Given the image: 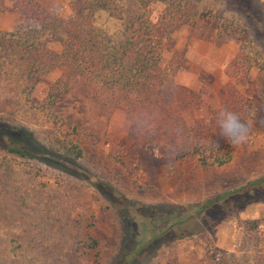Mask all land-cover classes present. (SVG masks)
I'll use <instances>...</instances> for the list:
<instances>
[{
	"label": "rangeland",
	"instance_id": "rangeland-1",
	"mask_svg": "<svg viewBox=\"0 0 264 264\" xmlns=\"http://www.w3.org/2000/svg\"><path fill=\"white\" fill-rule=\"evenodd\" d=\"M16 1L0 0V122L25 127L41 141L51 132L81 139L85 159L79 168L61 163L79 172L67 173L8 153V138L0 132V264H111L130 231L127 209L134 215L157 207L148 227L135 217L145 242L152 236L149 226L161 232L264 177V0H102L106 9L88 16L91 37L107 55L139 39L159 41L150 64L164 102L173 100L177 87L203 90L218 117L227 93L230 111L248 125V142L232 144L216 120L209 150L230 159L208 168L193 159L178 161L174 136H146L128 148L125 111L117 109L107 120L79 77H71L67 93L47 112L44 99L61 73H39L42 51L60 52L87 19L71 10L72 0H35L43 17L29 20ZM142 82L134 81L141 88ZM238 94L245 103L236 111L231 103ZM238 200L188 222L200 234L166 243L157 253L154 245L134 264H264V233L240 228L260 220L264 232V201L238 212L245 198ZM165 212L169 218L157 219ZM86 232L101 243L97 258L79 246Z\"/></svg>",
	"mask_w": 264,
	"mask_h": 264
},
{
	"label": "trees",
	"instance_id": "trees-1",
	"mask_svg": "<svg viewBox=\"0 0 264 264\" xmlns=\"http://www.w3.org/2000/svg\"><path fill=\"white\" fill-rule=\"evenodd\" d=\"M16 5L23 18L38 20L43 17V9L35 0H17ZM106 7V2L102 0L96 2L72 0L71 10L85 16L86 28L82 33L74 31L63 44L60 52L49 49L42 51L43 57L40 61L42 66L39 73L41 75H48L54 71L61 73L59 79L50 87L44 99L43 108L51 113L58 98L67 93L71 77L76 76L92 88L91 103L107 120L117 109L125 111L130 121L126 138L128 148L146 136H174L179 141L176 154L178 161L193 159L202 168L225 165L230 158L226 159L225 156L209 150L215 137L217 117L208 102L207 93L181 86L177 87L171 102H164L158 71L150 64L152 55L159 48V41L155 40L154 36L139 39L126 46H119L117 51L109 55L102 47L96 45L91 37L94 35V28L92 23H88V16L95 10L106 9ZM250 68L249 63L244 71L245 78L248 77ZM140 80L143 81L142 88L138 86V83H134ZM242 103H245V98L238 94L231 106L239 111ZM229 105L226 93L222 109L230 111ZM197 113L199 116L196 115ZM0 132L8 138L6 142H3V148L8 153L21 158L39 160L67 173L78 175L79 172L61 163L67 162L79 168L78 165H81L82 160L85 159L82 140L75 137L69 138L51 132L46 141H41L33 131L6 122H0ZM257 192H262V196L254 198ZM240 196L245 200L237 210L238 212H243L251 204L263 202L264 177L208 201L197 215H190L174 222L161 232L149 226L152 236L145 242L140 239L138 227L134 226L135 217H142L144 223H141L142 226L148 227L147 225H150L148 218H155L157 207L151 206L147 213L138 210L134 215L127 209L126 217L129 220L130 231L127 230L126 239L111 264H134L135 260L149 249L151 250L154 245H157V247L154 246L157 253L166 243L200 234L198 225L196 223L188 225V222L191 220L197 222L196 219L221 202L229 207H235L241 203L238 200ZM169 216L170 213L165 212L157 219L169 218ZM261 226H263L262 221L250 220L241 222L240 228L245 229L247 233H264L260 230ZM90 227H93V224H90ZM79 246L93 253L96 258L101 254V243L90 232L85 233Z\"/></svg>",
	"mask_w": 264,
	"mask_h": 264
},
{
	"label": "clouds",
	"instance_id": "clouds-1",
	"mask_svg": "<svg viewBox=\"0 0 264 264\" xmlns=\"http://www.w3.org/2000/svg\"><path fill=\"white\" fill-rule=\"evenodd\" d=\"M221 134L234 145L248 142V125L234 112L227 109L221 110L217 117Z\"/></svg>",
	"mask_w": 264,
	"mask_h": 264
}]
</instances>
